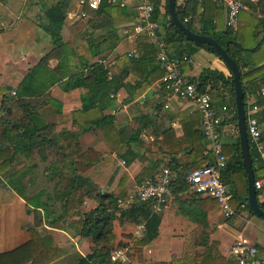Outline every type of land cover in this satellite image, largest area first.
Segmentation results:
<instances>
[{"label": "crops", "instance_id": "0c3cea01", "mask_svg": "<svg viewBox=\"0 0 264 264\" xmlns=\"http://www.w3.org/2000/svg\"><path fill=\"white\" fill-rule=\"evenodd\" d=\"M66 1L69 7L62 30L65 44L63 50L56 49L52 37L45 30L48 23L46 10L52 6L54 0H0V118L6 112H11L9 123L5 126L12 130L6 138L2 135L1 127L0 140L5 142L6 148L13 151L15 136L24 132L23 127H34L39 130L37 133L39 139L53 138L59 146L67 149L71 147L70 152L67 151V153L74 159L88 150H94L101 154V158L83 176L91 179L102 191L120 195V198H123L121 197L123 195L128 199L137 194L143 182L155 178L165 168L171 169L175 180L177 172L173 170L174 167L192 164L194 158L200 156V153H197L193 157L192 150L185 151V146L177 142L184 139L188 143L193 133H202L203 122L200 113L193 103L176 98L163 89L160 82L161 66L158 69L159 77L154 78V81L142 92L139 87L140 77L128 69L121 80L125 87L111 97L113 100L101 111V115L114 117L115 124L123 128L120 137L122 142H128L130 136L140 130L139 143L130 145L131 150L140 158L127 164L124 158L113 151L100 130L93 128L85 131L87 123L98 117L95 113H80L83 110L82 96L88 90L76 89L65 92L61 84L80 69V56L92 63L103 58L109 64L110 77L118 75L117 58L123 55L141 58L143 52L137 50L138 38L126 35L124 32L131 30L137 24L138 16L134 6H127L105 9V12L101 14L97 11H87V18H80L82 8L78 5V0ZM153 2L158 5L160 22H168L171 16L167 15V0H153ZM220 2L222 1H212V4L216 3V6H219V17H215L213 10L208 8L206 20L201 18L205 12L204 0L186 2L177 0L176 8L179 7L185 11L187 17L191 19L193 32L211 37L215 35L224 40L229 30L226 27V8L220 5ZM197 4L201 6L199 9ZM253 22L256 24L258 22L260 25L254 28ZM239 23L242 32L247 28L250 35L258 34L264 24V0L259 4H250V11L240 14ZM262 36L264 37L263 31L253 39H260ZM244 37L245 40L249 38L246 35ZM149 43L152 44L150 41ZM90 46H93L95 51L100 50L101 53L92 57L89 51ZM190 47L185 40L168 47L169 57L179 65L180 73L184 77L197 80L208 69L223 72L227 78L231 76L224 61L216 54L204 48H198L189 57L187 53ZM230 48L234 52V45ZM187 57L189 61L184 63ZM61 60L64 62V70L59 76L63 81L53 85L43 96L17 97L23 80L40 65L44 67L37 70L33 88L24 92H41L49 84L48 73L44 68L47 67L52 72H56ZM257 60H264V55L258 54ZM113 62L116 65L110 66ZM261 78H264V74L258 80L256 78L255 83H258ZM232 87L231 83H220L217 89L210 92V95L214 107L223 117L220 132L225 154L228 161L234 159L238 162L242 154ZM263 88L264 86L258 88L256 93L249 94L248 109L252 104L262 101V106H258L259 111L255 113V117L260 124L264 142V96L261 95ZM130 93L138 95V98L130 101ZM4 100H7L8 104L4 105ZM50 100H54L56 104ZM109 100L111 99H108L107 103L110 102ZM223 107H227L229 112H224ZM231 114H234L232 120L229 119ZM15 117L22 118L11 121ZM118 136L112 139L116 142ZM203 143V154L207 158L203 164L205 165L213 161V156L204 137ZM39 148L43 147H34L26 154H18L16 159L21 157L27 161L36 156L40 159L44 155L40 157ZM256 156L258 157L257 153ZM142 158L145 161L142 162ZM260 161L256 163V169H259V163H262L263 165H260L264 168V161ZM43 165L45 162L35 161L25 163L17 169L26 171L28 182L32 179L31 183H28L29 190L36 186L34 177L49 175L48 166ZM148 165H152L154 169L142 176L143 169ZM15 169L16 167L13 166L11 173L17 171ZM255 174L257 180L264 179V169ZM238 182L243 183L241 176ZM229 188L231 189L230 186ZM3 190L14 193L9 187L0 184V194ZM41 190L46 189L41 188L39 191ZM35 194H30L28 191L30 197ZM211 198L213 197L210 195L195 194L189 184L177 186L173 190L172 198L165 206L160 210L152 209L161 218L158 237L146 246L135 248L133 252L140 251V253L136 256L133 254L126 264H170L174 260L182 259L186 253L205 252L213 242L218 244L217 249L225 258H231L230 249L240 239L255 245L264 257V218L251 213L247 208H241L243 204H248V201L247 203L242 201L235 209L236 216L226 219L220 207H214L212 202H209ZM257 198L259 204L264 203V187L258 191ZM85 200L92 201V210L98 207L95 201L88 198ZM23 202L28 205L19 196L11 201L0 196V254L10 252L31 240L28 228L34 227L35 215L32 212L34 210L29 207L22 216L14 209V203ZM88 212L90 211H84L80 205L54 227L48 225L45 220L43 225L35 227L42 238L47 241L52 240L54 246L62 252V257L50 264H77L80 259L93 254L95 247L93 239L81 237L71 225L79 219L76 213L83 215ZM117 216L120 217L113 223L112 235L103 245L112 252L125 245L131 248L132 238L140 240L145 238V232L138 234V229L145 226V221L141 217L131 219L121 213ZM25 223L28 224L26 228Z\"/></svg>", "mask_w": 264, "mask_h": 264}, {"label": "trees", "instance_id": "16d2710c", "mask_svg": "<svg viewBox=\"0 0 264 264\" xmlns=\"http://www.w3.org/2000/svg\"><path fill=\"white\" fill-rule=\"evenodd\" d=\"M168 1L169 0H167V3ZM212 1L213 0H204L203 6L205 5V12L201 16L203 20L208 19V8L213 10L215 17L218 18L220 15L218 8L219 6H216V3L212 4ZM153 4L155 7V19L160 23L159 36L167 43L168 47L185 40V42L191 46L187 53L189 57L190 55H193L198 48H204L219 57L213 46L189 41L173 22L172 18H170L166 23H161L158 18V5L155 2H153ZM68 7V1L54 0L52 6L46 10V18L48 23L45 26V30L52 37V41L56 49L62 48L64 50L65 44L63 41L62 30ZM200 7V4H197V9ZM110 8H112V6L102 4L97 12L101 14L105 12V9ZM176 12L178 17L184 23V19L187 17L185 11L177 7ZM167 15H170L169 9H167ZM253 23H255L254 28H257V26L260 25L258 22L257 24L256 22ZM185 25L192 30V25L190 23ZM262 31L264 32V24L262 30L259 33ZM259 33H256V35H251V41L249 39L247 41V39L245 40V37L243 36L241 24L239 23L237 34L234 36H232V33L229 31L226 33L227 37L224 40L221 39V37L219 38L215 35L212 36L226 49L228 54L237 63L244 91V105L246 108V113L248 110L249 94L256 93L258 88L264 86V78H261L258 83H255L256 78L258 80L260 76L264 74V60H257L258 54L260 56L264 55V37H262V39H253V37H257ZM253 41H255V43L250 45V42ZM233 45L234 52L231 51L230 48ZM192 46L194 48H192ZM137 50L139 52H143V56L139 59L128 55H123L117 58V68L119 67L118 75L112 77L109 76V70L105 66L99 64L98 62L92 63L90 60L80 56V69H78L76 73L71 74L66 81H63L62 77L59 76V74L64 70V62L61 60L62 62L60 61L58 67L56 68V72H52L47 67L44 68L48 73L47 82H49V84L41 92H24V90H31V88H33L32 84L37 75V70L44 67L40 65L38 68L32 70L23 80L17 92V97L23 98L27 96H43L53 85L61 81H63L61 87L65 92H70L76 89H87L88 92L82 96L83 110L80 113H95L98 114V117L89 121L84 130L88 131L93 128L100 130L103 136L107 138L113 151L117 153L118 156L124 158L127 164H130L137 158H140L130 148L131 144L139 143L141 135L140 130L133 133L130 136L128 142H122L120 137L123 128L115 124L114 117L103 116L101 115V111L110 105L111 101L113 100L111 97L113 95L115 96L122 87H125L121 80H123L128 69H131L140 77V92L147 88L154 81V78L159 77L158 69L160 68L161 64L157 59V55L159 53L157 47L153 44H150L149 39L146 36H141L138 38ZM89 51L92 57L98 56L101 53L100 50L95 51L93 46L89 47ZM181 55L183 54L181 53ZM183 57L181 58L183 59ZM189 57L185 59L184 63L189 61ZM188 80L190 82L196 83L198 90L202 93H210L212 90L217 89L218 84L220 83H231L233 86L231 92L235 98V87L232 73L231 76L227 78L223 72L212 71L208 69L205 70L197 80L189 78ZM163 89L165 90L164 87ZM137 98L138 95L130 93V101H133ZM108 99H111L109 100V103H107ZM50 101L56 104L54 100ZM3 103L4 105L8 104L7 100H4ZM257 104V106H262V101L258 102ZM234 107L236 108V105ZM10 116L11 112H6V114L0 118V124L3 126L2 135L6 138L9 137V133L12 131L10 128L5 126L9 123ZM29 117H31V115H29ZM235 119L237 120V114L235 115ZM31 121L34 122V120ZM13 127L11 128L13 129ZM23 128L24 132L15 136V142H13V151H11L9 148H6L5 142L0 140V175L7 173L11 163L15 161L18 154H26L34 147H43L42 149L47 148L53 151V155L56 156V160L53 162L51 169L53 170V173L48 179L50 182H54L56 178H59V180L57 184H55V190L53 194H50L46 190H41L30 197L28 196L29 188L28 183H26L28 174L26 171L20 169L14 173H10L8 175L6 174L4 179L0 177V184L5 183V186L9 187L20 198L25 200L28 203V207H31L36 214L34 227L28 228L31 235V240L10 252L0 254V264H50L62 257V252L56 246H54V242L52 240L47 241L45 238H42L36 231L35 227L43 225L44 220L48 225L54 227L56 224L63 221L65 217L71 213V211L76 210L78 206L82 205L85 198L95 201L98 204V207L83 215L76 213V215L79 216V219L74 221L71 225L81 237L92 238L95 243V247L93 249V254L80 259L77 264L111 263V251L103 245L108 241L109 236L112 235L113 223L120 217L117 216L118 213L126 215L131 219H137L138 217H141L145 221V238L139 240L138 244L146 246L158 237L161 218L156 212L152 210L151 207L146 204H139L136 202V204H134V206H132L129 210H119L118 196L102 191L91 179L83 176L89 169L93 167L95 163L100 160L101 154L95 152L94 150H88L87 152L81 154L77 159H74L69 154H59L58 149L61 148L60 150H62L64 147H59L53 138L48 139L45 137L39 139V137H37V133L39 132L38 129H35L34 127ZM118 134L120 135L118 136ZM115 136H118V140H116V142L112 139ZM177 142L180 143V145L185 146V151L192 150L191 155L193 157H195L197 153H200V156L198 158H194L192 164L173 168V170L177 172V178L172 182V190H174L177 186L181 187L188 184L187 178L194 170L209 164L203 165L206 161L205 159L207 158L203 154L204 143L202 133H193L191 140L188 143H186L184 139L178 140ZM250 147L254 171L258 172L264 168H262L260 165L262 163H259V169H256L255 165L258 162V157L256 156V151L253 149L251 143ZM40 153L43 155L41 150ZM42 159L47 161L48 157L44 155ZM141 160L142 162L145 161L143 158ZM242 160L243 158L241 156L239 157L238 162L234 161V159L229 160L227 168L223 173L224 182L231 187L233 195L232 207L234 209H237L240 202L244 201L247 203L248 201L247 172ZM153 169L154 167L152 165H148L143 169L142 176ZM240 176L243 178V183L238 182L240 180ZM121 197L126 199L125 196ZM55 201H59L61 203V215L55 214L52 206V203ZM209 202H212L214 207H219L218 202L214 198H211V200L209 199ZM260 207L262 210H264V203H261ZM246 208L251 213H253L250 210L248 204L246 205ZM217 247L218 244L213 242L212 245L205 250V252L200 254L186 253L182 259L174 260L170 264H238L232 257L225 258L217 249Z\"/></svg>", "mask_w": 264, "mask_h": 264}, {"label": "built area", "instance_id": "2783aa9c", "mask_svg": "<svg viewBox=\"0 0 264 264\" xmlns=\"http://www.w3.org/2000/svg\"><path fill=\"white\" fill-rule=\"evenodd\" d=\"M186 2L188 0H182ZM262 0H223L220 5L226 8V27L235 35L239 28V17L242 12L250 11V4H259ZM102 4L112 7L134 6L137 12L138 22L131 30L124 31L126 35L135 38L146 36L149 41L157 47L159 53L157 59L161 64L160 82L165 90L172 96L181 100L191 102L201 115L203 122V137L208 143V148L213 156V161L208 165L194 170L187 178V182L193 192L199 195H210L219 204L226 219L236 216V210L232 207L233 195L229 186L223 180V173L227 168L228 158L225 154L224 143L220 129L223 117L213 105L210 93H202L198 90L196 83L190 82L179 70L178 64L170 59L167 43L159 36L160 23L155 19V7L152 0H78L81 13L80 18H87V11H97ZM191 19L186 17L184 23H190ZM98 63L107 69L109 64L100 58ZM113 62L110 66H115ZM264 96V88L261 90ZM224 112H229L223 107ZM259 111L256 104H252L247 110V131L250 143L258 154V160L264 161V142L262 130L255 113ZM234 114L229 115L232 120ZM123 164L125 162L123 161ZM174 176L170 169H163L155 178L143 182L137 194L128 199L119 198L118 208H131L136 202L148 205L154 210H160L172 198V182ZM257 191L264 187V179L255 183ZM241 208H246L243 204ZM145 232V226L142 227ZM130 247H120L110 254V261L114 264H126L130 261ZM230 257L238 264H264V257L255 245L240 239L232 245Z\"/></svg>", "mask_w": 264, "mask_h": 264}, {"label": "water", "instance_id": "95a60500", "mask_svg": "<svg viewBox=\"0 0 264 264\" xmlns=\"http://www.w3.org/2000/svg\"><path fill=\"white\" fill-rule=\"evenodd\" d=\"M177 0L168 1V9L173 22L185 35V37L194 43L211 45L215 48L219 57L224 61L229 71L232 73L235 87V104L237 109V124L240 134L241 154L243 158V165L247 172L248 180V205L250 210L257 216L264 218V210L261 209L258 202L255 183L257 181L254 171L250 139L247 131V117L246 108L244 105V91L241 82L240 71L238 69L235 60L228 54L226 49L220 45L213 37L207 35H201L193 32L188 26H186L182 20L178 17L176 12ZM214 159V158H213Z\"/></svg>", "mask_w": 264, "mask_h": 264}, {"label": "rangeland", "instance_id": "374dc122", "mask_svg": "<svg viewBox=\"0 0 264 264\" xmlns=\"http://www.w3.org/2000/svg\"><path fill=\"white\" fill-rule=\"evenodd\" d=\"M244 31V33H243V35L245 36L246 35V37H249V38H247V41H248V39L251 41V39H252V37H251V35L249 34V32H248V29L247 28H245V29H243ZM263 37V36H262ZM262 37H261V39H262ZM251 44L250 45H253L254 43H255V41H253V42H250ZM22 117H20V118H18V117H15L14 119H11V121H13V120H19V119H21ZM9 120H10V117H9ZM7 121H8V119H7ZM22 125V124H21ZM1 127L3 128V126L0 124V131H1ZM7 146V145H6ZM65 146V145H64ZM59 147H61V146H59ZM58 147V148H59ZM61 149V148H60ZM60 149H58V152H59V154H61V153H63V154H69V153H67V151L68 152H70V149H71V147L69 148V149H67L66 147H64L62 150H60ZM41 150V152L43 153V155H46L47 157H48V160L47 161H45V160H43L42 159V157H41V154H40V152L38 151V150H36L37 152H39V154H40V159L39 158H37L38 156H36L35 158H33V159H30V160H23L21 157L19 158H17V159H15V161H13L12 163H11V166H10V168L8 169V171H7V175L8 174H10L11 172H13V170H11V168L14 166V167H16V169L15 170H17V169H19V168H21L25 163H33V162H39V161H41V162H45V165H43V166H48V168H49V175H43V176H36V177H34L35 178V183H36V186L34 187L33 186V188H31L30 190H29V193L30 194H34V193H37L41 188H45L50 194H53V192H54V190H55V184H57V182H58V180H59V178H56V180L54 181V182H50L49 181V177L52 175V173H53V170H51L52 169V164H53V162L56 160V156L55 155H53V151H51L50 149H47V148H45V149H40ZM57 151V150H56ZM13 165V166H12ZM10 172V173H9ZM6 174H3V175H0V177H2V179H4L5 177H6ZM32 178H33V176H32ZM36 180H37V182H36ZM30 181H32V179H30ZM29 181V182H30ZM27 180H26V183H29ZM4 187H6L5 186V183H4ZM10 193V194H9ZM9 193H7L6 192V190H3V192L0 194V196H2V197H5V199H7V200H9V201H11V200H16L17 198H18V196H17V194L14 192V193H12V192H10L9 191ZM123 196V195H122ZM119 198H120V195L118 196ZM86 199V198H85ZM84 199V201H83V204L81 205L82 206V208H84V211H91L93 208V205H92V201H90L89 202V200H85ZM89 199V198H88ZM14 209L15 210H17V211H19V213L23 216L25 213H26V211L28 210V205L25 203V202H23V203H14ZM52 206H53V209H54V211H55V213L56 214H61L62 213V209H61V203L59 202V201H55V202H53L52 203ZM119 210H123V211H125V209H119ZM33 212V214L34 215H36L35 214V212L34 211H32ZM124 217V216H123ZM30 224V223H29ZM33 224V223H32ZM34 225V224H33ZM139 225V224H138ZM24 227L26 228V227H28V224L27 223H25L24 224ZM33 227V226H32ZM138 229V226H137V228H136V230ZM143 233V231H142V227L141 228H139L138 229V234H142ZM138 238V237H137ZM140 239H136V238H132V241H133V246L130 248V250H131V252H130V259H131V257L133 256V254H134V256H136L138 253H140V251H138V252H133V250L136 248V249H138L139 247H141L142 245H140V244H138V241H139ZM125 245V244H124ZM126 246V245H125ZM124 246V247H125ZM130 247V246H129ZM143 247V246H142ZM114 250H116V249H114ZM113 250V251H114ZM140 250V249H139ZM111 252L110 253H112V250H110ZM141 256V255H140Z\"/></svg>", "mask_w": 264, "mask_h": 264}]
</instances>
